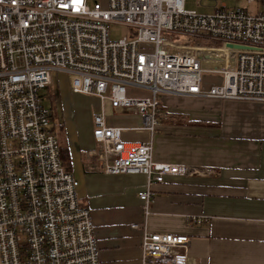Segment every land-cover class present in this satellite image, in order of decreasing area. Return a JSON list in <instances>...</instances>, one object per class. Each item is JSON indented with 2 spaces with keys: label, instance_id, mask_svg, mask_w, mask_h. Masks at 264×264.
Returning a JSON list of instances; mask_svg holds the SVG:
<instances>
[{
  "label": "built area",
  "instance_id": "obj_1",
  "mask_svg": "<svg viewBox=\"0 0 264 264\" xmlns=\"http://www.w3.org/2000/svg\"><path fill=\"white\" fill-rule=\"evenodd\" d=\"M258 6L254 13L226 3L198 12L185 0H109L106 8L90 0H0V264H100L91 210L43 104L56 73L67 75L73 93L109 102L117 113H138L152 136L168 115L164 93L264 102V0ZM112 23L136 32L114 40ZM203 55L218 58L221 67L212 72L221 82L204 87ZM106 116H94L101 147L89 156L106 174L146 176L139 192L146 219L155 183L212 174L156 161L152 136L127 142ZM207 220L187 217L191 226ZM142 229L141 264H189V235L151 232L147 223Z\"/></svg>",
  "mask_w": 264,
  "mask_h": 264
},
{
  "label": "crops",
  "instance_id": "obj_2",
  "mask_svg": "<svg viewBox=\"0 0 264 264\" xmlns=\"http://www.w3.org/2000/svg\"><path fill=\"white\" fill-rule=\"evenodd\" d=\"M202 59L204 87L221 82V75L212 72L221 67L218 58ZM91 98L95 114L103 112L110 126L122 127L125 141L151 139L140 128L141 115L114 112L109 102ZM161 102L168 115L152 136L154 159L213 172L155 183L153 213L147 219L139 197L147 187L146 176L102 171L99 161L89 156L101 147L93 134L95 122L93 132L79 130L73 121L62 126L60 144L69 156L79 198L91 210L100 264H141L145 223L151 232L189 235V264H264V102L170 93L163 94ZM48 108L53 122L58 111ZM190 215L208 220L191 226Z\"/></svg>",
  "mask_w": 264,
  "mask_h": 264
},
{
  "label": "rangeland",
  "instance_id": "obj_3",
  "mask_svg": "<svg viewBox=\"0 0 264 264\" xmlns=\"http://www.w3.org/2000/svg\"><path fill=\"white\" fill-rule=\"evenodd\" d=\"M95 1L101 3L106 8L109 0H90L91 4ZM258 2L256 0L253 3H248L247 0H219L216 1H205V0H185V6L189 10H195L198 12H212L216 6H220L222 3H226L228 7H243L254 13L258 10ZM135 29L125 24L110 25V36L114 40L121 39L123 37L131 38L135 34ZM203 60V66H205V59ZM53 78L52 84L43 91V104L47 107H52L53 111L57 109V119L53 120V129L60 143H62L61 132L62 126L68 127V121L75 122V127L79 130H86V132L92 131L94 128V115L96 112L93 106V100L90 96L80 93H72L70 91L69 80L67 75L62 73H56ZM215 75V74H212ZM137 90L130 89L129 92L134 95ZM55 93V95L52 94ZM165 94V93H164ZM163 95V94H162ZM57 96V103L54 99ZM120 119L119 116L112 119V123L117 122ZM72 124V123H70ZM124 139H126L124 137Z\"/></svg>",
  "mask_w": 264,
  "mask_h": 264
},
{
  "label": "trees",
  "instance_id": "obj_4",
  "mask_svg": "<svg viewBox=\"0 0 264 264\" xmlns=\"http://www.w3.org/2000/svg\"><path fill=\"white\" fill-rule=\"evenodd\" d=\"M61 156L64 160V163L69 167V156L67 155V152L61 147Z\"/></svg>",
  "mask_w": 264,
  "mask_h": 264
},
{
  "label": "water",
  "instance_id": "obj_5",
  "mask_svg": "<svg viewBox=\"0 0 264 264\" xmlns=\"http://www.w3.org/2000/svg\"><path fill=\"white\" fill-rule=\"evenodd\" d=\"M230 47H234V45H230ZM236 47V46H235Z\"/></svg>",
  "mask_w": 264,
  "mask_h": 264
}]
</instances>
